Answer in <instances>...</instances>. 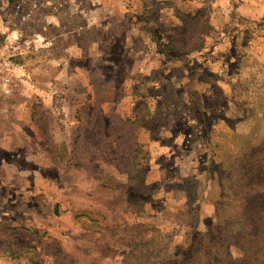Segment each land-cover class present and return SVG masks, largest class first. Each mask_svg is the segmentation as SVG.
Listing matches in <instances>:
<instances>
[{
  "label": "rangeland",
  "instance_id": "374dc122",
  "mask_svg": "<svg viewBox=\"0 0 264 264\" xmlns=\"http://www.w3.org/2000/svg\"><path fill=\"white\" fill-rule=\"evenodd\" d=\"M0 264H264V0H0Z\"/></svg>",
  "mask_w": 264,
  "mask_h": 264
},
{
  "label": "trees",
  "instance_id": "16d2710c",
  "mask_svg": "<svg viewBox=\"0 0 264 264\" xmlns=\"http://www.w3.org/2000/svg\"><path fill=\"white\" fill-rule=\"evenodd\" d=\"M252 154V156L254 157V154L253 153H251ZM251 154H245V155H243L240 159H238V160H240L241 162L240 163H242L243 161L245 162V160H248L249 159V155H251ZM236 163V161H234V164ZM249 166V165H248ZM246 178H247V180L249 181V184H252V185H254L255 183L251 180V177H250V174H247L246 175ZM252 179H254L255 180V177H253ZM199 221H198V219H197V223H198ZM194 226H196V225H194ZM220 261H217L216 263H219Z\"/></svg>",
  "mask_w": 264,
  "mask_h": 264
},
{
  "label": "built area",
  "instance_id": "2783aa9c",
  "mask_svg": "<svg viewBox=\"0 0 264 264\" xmlns=\"http://www.w3.org/2000/svg\"><path fill=\"white\" fill-rule=\"evenodd\" d=\"M9 91V90H8Z\"/></svg>",
  "mask_w": 264,
  "mask_h": 264
}]
</instances>
